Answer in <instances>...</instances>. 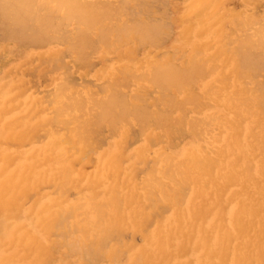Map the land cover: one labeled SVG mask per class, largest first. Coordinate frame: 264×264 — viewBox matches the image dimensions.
Segmentation results:
<instances>
[{
    "label": "bare ground",
    "instance_id": "1",
    "mask_svg": "<svg viewBox=\"0 0 264 264\" xmlns=\"http://www.w3.org/2000/svg\"><path fill=\"white\" fill-rule=\"evenodd\" d=\"M0 264H264V0H0Z\"/></svg>",
    "mask_w": 264,
    "mask_h": 264
},
{
    "label": "rangeland",
    "instance_id": "2",
    "mask_svg": "<svg viewBox=\"0 0 264 264\" xmlns=\"http://www.w3.org/2000/svg\"><path fill=\"white\" fill-rule=\"evenodd\" d=\"M15 49H17V48L15 47ZM11 53H13V54H14V53H15V51H11ZM17 56H20V52H17V53H16V57H17ZM137 238H140V237L138 236Z\"/></svg>",
    "mask_w": 264,
    "mask_h": 264
}]
</instances>
